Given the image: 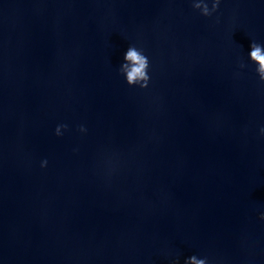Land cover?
I'll return each mask as SVG.
<instances>
[{"label": "water", "instance_id": "water-1", "mask_svg": "<svg viewBox=\"0 0 264 264\" xmlns=\"http://www.w3.org/2000/svg\"><path fill=\"white\" fill-rule=\"evenodd\" d=\"M251 39L264 0L209 17L190 0H0V264H264ZM130 42L146 89L116 70Z\"/></svg>", "mask_w": 264, "mask_h": 264}, {"label": "clouds", "instance_id": "clouds-1", "mask_svg": "<svg viewBox=\"0 0 264 264\" xmlns=\"http://www.w3.org/2000/svg\"><path fill=\"white\" fill-rule=\"evenodd\" d=\"M191 7L197 9L199 14L204 17L212 16L217 12L221 4V0H190ZM247 61L254 65L256 78L260 82H264V42L257 39H251L249 50L246 53ZM239 68L243 69L247 66L244 59L239 60ZM150 57L143 45L130 42L122 53V58L117 66V72L122 76L124 82L130 86L139 89H146L151 80ZM69 128L67 122H57L53 128V134L57 137L64 135L65 130ZM80 133L87 131L83 123L77 125ZM258 134L264 136V123L258 127ZM48 164L47 157L41 158L39 165L41 168ZM260 220H264V208L257 212ZM168 264H180V253H173L168 257ZM183 264H215L206 254L193 252L183 259Z\"/></svg>", "mask_w": 264, "mask_h": 264}]
</instances>
